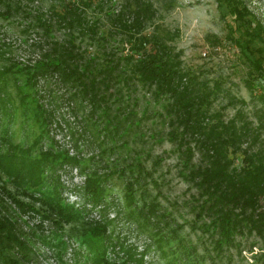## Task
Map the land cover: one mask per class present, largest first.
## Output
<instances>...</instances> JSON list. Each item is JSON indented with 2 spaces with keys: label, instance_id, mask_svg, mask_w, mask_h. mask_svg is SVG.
Masks as SVG:
<instances>
[{
  "label": "trees",
  "instance_id": "16d2710c",
  "mask_svg": "<svg viewBox=\"0 0 264 264\" xmlns=\"http://www.w3.org/2000/svg\"><path fill=\"white\" fill-rule=\"evenodd\" d=\"M11 2L17 8L20 5L17 0H0L4 11L11 10ZM226 2L229 13L246 23L238 29L236 42L255 72L254 77L263 86L264 45L255 49L257 57H250L244 49L248 44L243 47L239 38L249 36L248 40L264 41V24L244 0ZM112 4L111 0H61L58 7L52 6L48 13L35 16V27L45 33L44 41L36 42L40 56L18 71L25 80L24 85L19 86L22 106L31 111L39 132L29 146H12L20 154L16 150L0 149V173L6 176L2 179L0 174V264H27L33 257L34 233L23 231L19 222L23 215L30 214L51 221L59 230L65 224H72L71 235L86 250L85 264H148L119 237L114 240L112 220L106 215L97 220H85L89 213L85 204L96 207L103 201L108 174L100 175L87 169L78 149L70 154L50 137L51 124L57 123L55 110L40 102L36 88L40 80L50 79L55 81L54 85L67 90L66 99L73 116L78 119L79 112L82 113L79 139L85 140L89 120L95 117L93 123L101 127L103 134V141L98 142V155L104 152L102 143L110 137L115 141L110 147L112 152L123 148L126 154L123 161L132 156L133 164L126 162L125 168L119 169L122 176L130 174L125 186V207H132L130 200L135 185L145 171L142 153L130 149L126 139L129 131L140 123L130 101L138 87L148 93L160 104L159 116L166 128L165 137L175 146L180 162L178 173L194 190L189 202L194 213L192 228L208 233L215 254L211 257L212 264H217L215 258L221 257L224 249L235 247L240 251L239 239L247 236L259 240L263 256L264 138L261 125H255L242 110L225 118L220 109L212 108L219 83L209 87L207 82L184 69L179 53L174 52L167 41L170 35L143 30L154 14L149 0H124L117 11ZM55 29L64 31L61 38L54 35ZM87 45L96 52L86 53ZM253 71H250L251 76ZM133 101L136 103L137 99L133 97ZM70 135L74 133L70 131ZM150 137L154 134L150 133ZM44 140L49 142L46 147L41 146ZM75 146L78 148L76 142ZM237 157H240L238 163ZM64 166L77 167L85 174L84 203L79 207L65 202L61 195L58 171ZM7 179L17 185L16 191L6 186ZM144 208L133 206L127 217L132 218L137 212L141 215ZM115 213L120 215L121 211L116 209ZM41 225L36 227L42 229ZM61 235L56 230L54 238L44 234L35 237L47 244L55 240L53 244L60 251L65 248ZM162 240L160 235L158 242ZM109 249L114 258L109 257ZM74 255L77 263L80 251ZM60 264L64 263L60 261Z\"/></svg>",
  "mask_w": 264,
  "mask_h": 264
},
{
  "label": "rangeland",
  "instance_id": "374dc122",
  "mask_svg": "<svg viewBox=\"0 0 264 264\" xmlns=\"http://www.w3.org/2000/svg\"><path fill=\"white\" fill-rule=\"evenodd\" d=\"M17 1L20 2L19 7L11 2L13 5L9 12L4 11V6L0 3V149L16 150V153L20 154L12 146H29L39 129L31 111L24 110L22 106L19 86L24 85L25 80L18 69L33 64L40 56L36 42L44 41L45 33L41 28L35 27V16L48 13L52 6L58 7L61 0ZM111 1L117 11L124 0ZM244 1L256 18L264 24V0ZM149 2L154 8V14L143 30H158L164 32L167 37L170 35L167 41L172 45L174 52L179 53L184 69L193 72L200 81L207 82L209 87H213L215 82L219 83L212 108L220 109L225 118L231 117L237 110H242L255 125H261V137L264 138V83L260 86L258 79L254 77L255 72L243 58L236 42L238 29L246 23L229 13L226 0ZM53 33L61 38L64 31L55 29ZM248 38L249 36L239 38L240 44L243 47L248 44V47L244 48L245 51L250 57H257L258 52L255 49L262 47L264 41L260 38ZM85 51L96 52L95 48L89 45ZM250 71H253V76ZM53 83V79L40 80L36 87L40 102L55 110L57 123L51 124L50 137L65 147L70 154H75V149H78L87 164L86 168L89 167L87 169L97 171L100 175L108 174L104 183L103 201L96 207H92L90 203L85 204L89 212L85 220H97L103 214L106 215L112 220L114 240L119 237L125 246L133 248L138 256L142 255L148 264H212L211 257L215 254L208 233L192 228L194 213L190 210L189 202L194 190L178 173L180 162L175 146L165 137L166 128L159 116L160 104L153 101L140 87L130 101L140 123L129 131L126 139L130 149L142 153L141 161L145 169L141 173L139 183L135 185L130 204L132 207L145 208L141 215L137 212L129 218L127 214L132 207H125V186L130 174L122 176L119 169L124 167L126 162L133 164L132 156L123 161L122 157L126 155L123 148L112 152L110 147L115 141L110 137L105 138L102 143L104 152L98 155V142L103 141V134L101 127L93 123L95 117L89 120L84 133L85 140L79 139V134L82 133L79 121L82 113L79 112L78 119L73 116L66 99L67 90ZM28 90L32 91L30 88ZM133 97L137 99L136 103ZM70 131L74 133L73 136ZM150 133H153L154 137L151 138ZM75 142L78 148H74ZM48 143V140H44L41 146L46 147ZM239 160L240 157H237L236 163ZM0 174L2 179L6 178L3 173ZM58 175L62 186L61 195L65 202L76 207L83 205L85 174L80 173L77 167L64 166L58 171ZM6 186L12 191L17 190V185L12 180L7 179ZM116 209L121 211L120 215H116ZM30 215H23L22 220H19L23 231L31 235L34 233L35 253L27 264H60V261L64 264H85L83 255L86 250L76 237L71 235L72 224H65L63 229L59 230L51 221L42 220L38 215ZM23 220L25 222H22ZM39 223L42 224V229L36 227ZM56 230L58 234H62L61 239L65 242V248L60 251L53 244L55 240L47 244L35 237L44 234L51 239L54 238ZM160 235L163 240L158 242ZM239 240L240 251L235 247L224 249L221 257L215 258L217 264H264L261 244L255 236ZM76 251H80L77 263L74 255ZM108 255L114 258L111 249Z\"/></svg>",
  "mask_w": 264,
  "mask_h": 264
}]
</instances>
